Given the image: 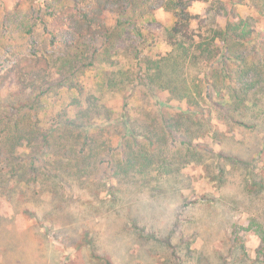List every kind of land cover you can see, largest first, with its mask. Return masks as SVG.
Instances as JSON below:
<instances>
[{"label":"rangeland","instance_id":"rangeland-1","mask_svg":"<svg viewBox=\"0 0 264 264\" xmlns=\"http://www.w3.org/2000/svg\"><path fill=\"white\" fill-rule=\"evenodd\" d=\"M141 1L109 0L102 13L107 33L120 18L116 12L120 4L131 10ZM147 1L149 12L138 20L139 28L128 26L122 36L116 37L111 55H101L99 59H106L104 63L78 76V87L54 88L39 99L40 111L32 117L39 131L54 114L73 117L77 108H90V134L96 145L106 143L116 150L119 136L113 134L109 123L121 114L130 116L136 128H141L152 117L157 121L161 114L190 109L186 100L172 97L168 89L156 83L150 85V90L138 88L136 82L108 89L103 80L120 77V68L137 71L145 59L154 62L170 50L166 29L175 17L164 8V0ZM94 2L0 0V113L4 102L15 99L17 105L28 98L17 96V76L27 70L24 65L20 70L15 67L17 60L34 55L58 59L74 52L78 42L73 29L68 26L52 35L51 14L71 8L80 15ZM251 3L192 1L188 10L197 16L191 23L192 34L198 39L208 29L223 28L228 20L250 17L251 29L259 35L252 43L261 51L264 16ZM67 22L75 26L74 15L73 19L68 16ZM105 35L87 41L102 50L115 37L106 40ZM216 42L221 45L218 39ZM248 49V57L253 58ZM255 57L259 61L261 56ZM51 71L56 76L54 69ZM192 75L184 74L187 86L192 84ZM251 92V102L240 105L238 112L241 119L255 123V129L236 130L237 141L214 145L216 150L225 148L249 161L250 166L232 169L221 186L202 165L186 161L179 175L164 176L159 188L119 181L108 174V153L114 151L107 149L96 153L90 174L82 176L70 190H63L51 176L35 183L19 173L11 174L9 161L0 152V264H105L107 260L110 264H264V259L259 260L263 242L255 226L259 223L264 228V76ZM2 127L3 123L0 131ZM118 130L124 131V127ZM3 137L0 132V143ZM171 146L169 153L175 149ZM249 176L262 181L261 186ZM233 224L241 237L235 246L230 240Z\"/></svg>","mask_w":264,"mask_h":264},{"label":"trees","instance_id":"trees-1","mask_svg":"<svg viewBox=\"0 0 264 264\" xmlns=\"http://www.w3.org/2000/svg\"><path fill=\"white\" fill-rule=\"evenodd\" d=\"M94 1L80 15L71 8L51 14L49 27L52 35L68 26L73 29L78 44L72 54L58 59L34 55L15 63L19 70L23 65L27 69L17 76L19 88L16 94L27 95L28 98L18 101L17 105L13 102L15 99L4 102L0 113V125L3 123L0 132L4 133L0 152H4L5 161H9L10 173L29 177L35 183L46 181L44 176H51L59 189L70 190L81 182L82 176L91 173L96 153L107 149L114 151L108 153L110 158L106 167L109 176L127 183L154 184L158 188L164 176L179 175L185 161L202 165L218 186L226 182L232 169L239 165L250 166L249 161L227 152L225 148L216 150L214 145L225 143V140L235 142L236 130L253 131L256 127L255 123L241 119L238 110L240 105L251 102V91L261 84L264 76V40L261 51H258L252 40L259 35L251 29L250 17L228 20L223 28L208 29L205 35L196 39L191 23L197 16L188 10L195 0H164V8L175 17L172 26L166 29L167 42L171 46L169 51L154 62L145 59L137 71L120 68V77L103 79L108 89H120L127 83L136 82L138 88L150 90V85L156 83L159 88L168 89L172 97L186 100L189 110L174 115L161 114L157 121L152 117L151 122L141 128H136L130 116L121 114L118 120L109 123V127L114 128L113 134L119 136L116 150L106 143L96 145L94 135L90 134V108H77L73 117L67 113L54 114L45 129L39 131L40 126L32 118L40 111L37 106L39 99L54 88L78 87V76L104 63L106 59L99 57L111 55L116 45L115 38L122 36L128 26L138 29L140 21L149 12L147 0L134 3L131 10L120 4L116 9L120 18L111 33H107L109 28L102 13L109 0ZM252 2V6L264 16V0ZM73 15L75 26L67 22L68 16L73 19ZM102 34H106V40L115 36L114 40L102 50L96 45L91 46L88 41ZM217 39L221 45L217 44ZM247 49L253 58L248 57ZM256 55L261 56L259 61ZM52 69L56 76L51 75ZM185 73L193 74L191 86L186 85ZM219 124L227 130L221 129ZM119 127H124V131H119ZM22 145L25 147L18 157L16 154ZM171 145L175 149L169 153ZM96 147L99 151L95 152ZM173 166L176 168L172 169ZM249 179H253L256 186H261L262 181H256L253 176ZM255 226L263 242L259 253V260L263 261L264 228L259 223ZM232 229L230 240L235 246L241 242V237L236 224ZM105 264L110 262L107 260Z\"/></svg>","mask_w":264,"mask_h":264}]
</instances>
